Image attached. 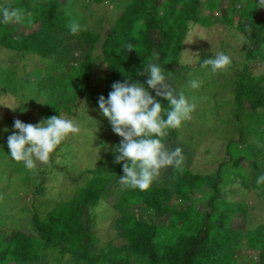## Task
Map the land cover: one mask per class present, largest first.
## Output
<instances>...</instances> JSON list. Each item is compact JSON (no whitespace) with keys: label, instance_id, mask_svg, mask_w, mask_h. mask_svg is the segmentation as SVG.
<instances>
[{"label":"trees","instance_id":"16d2710c","mask_svg":"<svg viewBox=\"0 0 264 264\" xmlns=\"http://www.w3.org/2000/svg\"><path fill=\"white\" fill-rule=\"evenodd\" d=\"M68 1L11 0L4 3L0 0V6L20 7L27 17L23 23L0 24V45L23 56L40 55L47 64L44 77L33 70L20 76L14 64L7 69L15 77L11 82L18 87L21 84L17 83V77L46 82L51 93L60 95L57 100L48 102L51 116L58 106V110L62 108V94L73 95L71 101L65 99L66 105L77 107L91 96L88 95L90 86L102 73H106L110 86L115 82H141L146 76L144 67L151 63L160 64L167 78H172L175 85L172 88L185 93V75L180 73L188 72L190 64L181 62L183 46L192 27L201 21L208 23V17L203 16L205 12H201L203 0L122 2V9L104 38L96 30L79 26L75 33L71 31L75 22L66 14ZM214 1L205 0V3L211 5ZM218 4L221 9L215 11L214 8L213 16L222 10V4ZM227 8L240 20L233 24V17L223 15L224 19L242 29L247 41L246 60L234 70V76L231 75L233 100H226V104L234 106L232 120L238 122L241 129H234L226 136L223 155L206 149L214 166L202 168L191 150L185 153L181 167L166 168L167 173H160L158 180L145 191L121 186L115 174L107 175L102 168L84 167L76 176L67 171L64 175L74 177V190L60 194L57 189L58 193L53 195L56 202L51 209L44 210V200H40V209L36 205L31 209L21 206L32 215L13 218L12 232L5 230L6 219L0 224V264H49L51 258L58 264L64 261L67 264H264V217L254 213L249 220L251 203L235 197L242 191L233 187L239 184L241 189L249 190L250 180L256 179L264 197V146H254L247 139V133L258 135L260 143L264 144V69L254 74L255 65L250 63L256 59L264 62V12L260 15L264 4L259 0H248L244 4L242 0H230ZM98 48L101 57H96L101 58L105 66L96 69ZM75 50L80 52L74 55ZM53 71H62V74L67 71V74L55 77ZM150 93L156 96L154 90ZM156 98L167 107L166 101ZM23 104L32 108L29 103ZM25 109L24 122L27 123L33 115L31 110ZM244 119L253 123L244 125ZM181 128L168 130L169 135L177 139ZM61 147L62 144L40 169L34 188L40 195L47 196V190L50 191L48 181L54 173L50 167L55 165L56 153L62 156ZM68 163L64 161L58 169L67 168ZM18 165L24 167L22 162ZM24 171L22 181L27 182L29 171L26 168ZM121 175L123 171L118 176ZM114 188L121 193L111 202ZM21 193L19 190L12 194L10 202L25 197ZM252 208L260 213L264 211V207ZM235 213L248 220L246 227L232 226ZM104 215L116 216L114 240L102 233L101 228L107 224L104 222L110 219L104 220ZM67 255L70 258L66 260Z\"/></svg>","mask_w":264,"mask_h":264},{"label":"rangeland","instance_id":"374dc122","mask_svg":"<svg viewBox=\"0 0 264 264\" xmlns=\"http://www.w3.org/2000/svg\"><path fill=\"white\" fill-rule=\"evenodd\" d=\"M9 1L11 0H4V3H8ZM75 1L76 2L69 0V4L67 3L65 11L69 18L80 28L96 30L101 34V37L104 38L109 30L108 28L111 27V24L117 16V12H120L122 9V7H120L121 3H125L128 0H105L100 3H97L95 0ZM229 1L230 0H216L210 5L203 0L201 3V12L202 14L205 12L203 16L208 17V23L201 21L195 28L192 27L188 33L186 44L183 46L184 54H182L181 62L190 64V68L188 72L180 73V75H185L184 85L182 84L185 91L184 94L187 95L196 106L190 114V118L183 123L177 139L172 137L171 134L169 135V131L166 134L167 139H165L168 149L171 150L177 147L182 149L184 160L186 159L185 153H191V150H193L194 159L199 161V165L202 168L208 169L214 166V161L211 159V155L206 149L210 148L214 150L216 154L219 153V155H223L226 136L228 137L229 133L234 131V129H241L240 124L232 120V118H234L232 115L234 106L226 104V100H233V91H231L233 83L231 75L234 76V70L237 69V67H241V64L246 60L244 53L247 48V41L245 40L246 37L241 32L242 29L231 26V24H228L224 19L225 16L223 15H227L228 18L233 17V24H236L235 21L240 20L235 17V13L231 14L229 12L227 8ZM247 1L248 0H242V4ZM218 3L222 4V10L218 11L219 13L213 16L211 13L214 8L215 11L216 9H221V5ZM239 4L241 3L239 2ZM60 8L62 9V1ZM263 12L264 8H261L260 15H262ZM82 17H84L83 20L81 19ZM244 22L246 24L248 23L247 20ZM20 28L23 30L22 26ZM79 52L80 51L77 50L74 55H77ZM95 53V57L96 55L101 57V49L98 48ZM219 53H225L230 56L232 62L227 69L212 73L210 70L201 67L203 59L214 57ZM197 57L200 59L197 60ZM96 63L98 65L96 69L105 66L101 58L97 59L96 57ZM250 63H254L253 65H255L253 68L254 74H258L264 69V64H262L264 62L261 59H256L254 62L251 60ZM14 64L19 68L20 76L33 70L39 71L41 73L40 77H44V71L47 68L46 61L40 58V55H30L27 53L23 56V54L13 52V50L0 45V73L2 74L0 77L5 75L3 80H0V224L6 219L7 223H5V230L7 233L12 232V225L15 224L13 223V218L16 216H22L20 218H24L32 215L31 211L22 209L21 206L27 205L29 209H31L36 205L38 209H40L38 201L44 200V210L51 209L56 202V198L53 195H56L58 190L59 192L61 191L60 194H62V191L67 194L74 190V185L72 183L74 177L64 175L68 174L67 171L69 174L72 172L76 176L84 167L92 169L102 168L103 172L107 175L114 176L115 174L119 180V172L123 171L122 168L120 169L122 163L115 162L114 153V149L119 145L122 138L113 132L110 122L100 113L98 107L99 97L103 95L107 98L109 92L112 91V86L108 84L109 81H107V76L104 72L102 73V77L97 80L99 84L96 83V80L91 84L90 93L88 94L91 96L85 98L79 106L69 107L66 105L68 102L65 99L71 101L73 98V95H68V93H66L65 95L62 94V108L58 110L60 108L58 106L52 111L53 115L61 114L66 118L72 119L77 124L80 131L76 134H70L62 142V156H59V152L56 153L55 165L50 167L54 173L51 174L49 178L50 181H48V185H50V191L47 190L48 195L43 196L34 191L35 183L39 179L40 169L43 165H46L47 162L41 163L37 161L34 169H28L30 175L29 180L23 182L22 178L26 174L24 171L25 167L18 165L20 162L14 161L8 155L10 149L7 146V138L12 134L14 121L19 119L24 122L26 113L21 111V109L25 108L31 110L30 113L33 115L27 123L35 125L42 119L51 117V111L48 109V102L53 99L57 100L60 95L57 92L51 93L47 88V83H41L36 78H32V80H28L27 78L21 80L17 77V83L21 84L19 86L20 89L16 86V83L11 82L15 77L12 73L7 71L8 67ZM52 74L55 77L59 75L66 76L67 71H63V74L62 71H59V73L53 71ZM171 79L172 78H167V83L172 88V86L175 85H172ZM191 79H198L200 81V87L191 89L188 86V81ZM146 80L147 75L141 83L146 82ZM17 90L20 92L17 93ZM37 100L45 104L39 103ZM23 102L26 104L29 103L32 105V108L30 109L25 106ZM21 113L24 114V116ZM243 121L244 125L253 123L247 122L246 119ZM233 135L236 136L237 132L235 131ZM247 139L254 146H256V144L264 146V144L260 143L258 135L253 134L250 136L249 133H247ZM64 161L65 164L69 162V166L67 165L65 169H58L62 167ZM245 163H247V161H245ZM165 170L166 169L161 170L162 175L164 174L163 172H166ZM168 175L169 173L166 175V178ZM160 176L161 175H159V177ZM120 185L124 186L121 183ZM233 187H238L239 190L242 191L240 195H236L235 197L239 199H248L252 207H264V197L261 195L256 179L250 180L249 190L243 187L241 189L239 184H234ZM19 190L25 197L21 195L23 198H18L17 201H13V199L10 202L12 194L15 195ZM120 193L121 191L119 189L115 190L114 188L113 197H110L109 201L112 202ZM252 207L250 209L252 216L249 215V220L250 218L252 219L254 213L264 217V211L260 213L258 209ZM233 215L231 223L234 228L246 227V222H248V220L244 219L243 215L240 213H235ZM163 218L166 219L165 217ZM103 219L109 220L104 222L107 224L101 228L102 233L105 234V237L114 240L113 238L116 235V230L113 225H115L114 221L116 220V216L107 217V215H104ZM69 258L70 255H67L65 259L67 260ZM49 264L58 263L57 260L51 258ZM60 264L67 263L64 261Z\"/></svg>","mask_w":264,"mask_h":264},{"label":"clouds","instance_id":"9594fccd","mask_svg":"<svg viewBox=\"0 0 264 264\" xmlns=\"http://www.w3.org/2000/svg\"><path fill=\"white\" fill-rule=\"evenodd\" d=\"M259 3L264 4V0ZM26 19L22 8L0 6V24L23 23ZM71 31L75 33L77 25H71ZM231 62L230 56L219 53L203 59L201 67L216 73L227 69ZM144 68L146 82H115L108 97L101 95L98 99L100 113L108 119L113 132L122 138L114 149L115 162L122 163L120 183L140 191L148 190L162 169L182 166V149H168L165 137L168 130L182 127L196 106L183 92L171 88L160 64L151 63ZM188 86L197 89L200 81L191 79ZM150 89L155 90V97ZM156 97L166 101L167 107ZM79 131L72 119L61 114L42 119L35 125L17 119L7 138L8 155L32 170L37 161L47 162L66 137Z\"/></svg>","mask_w":264,"mask_h":264}]
</instances>
